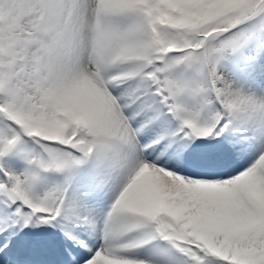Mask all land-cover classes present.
I'll list each match as a JSON object with an SVG mask.
<instances>
[{"label":"snow or ice","instance_id":"obj_1","mask_svg":"<svg viewBox=\"0 0 264 264\" xmlns=\"http://www.w3.org/2000/svg\"><path fill=\"white\" fill-rule=\"evenodd\" d=\"M0 264H264V0H0Z\"/></svg>","mask_w":264,"mask_h":264}]
</instances>
